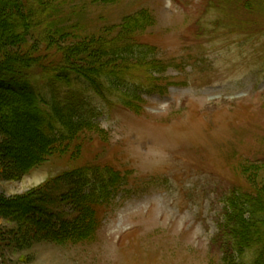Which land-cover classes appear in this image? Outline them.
Masks as SVG:
<instances>
[{
	"label": "rangeland",
	"instance_id": "rangeland-1",
	"mask_svg": "<svg viewBox=\"0 0 264 264\" xmlns=\"http://www.w3.org/2000/svg\"><path fill=\"white\" fill-rule=\"evenodd\" d=\"M50 3L91 80L55 90L39 66L62 54L29 36L0 65L33 58L19 74L92 124L25 164L36 118L0 97V264H226L227 201L264 186V0Z\"/></svg>",
	"mask_w": 264,
	"mask_h": 264
},
{
	"label": "trees",
	"instance_id": "trees-1",
	"mask_svg": "<svg viewBox=\"0 0 264 264\" xmlns=\"http://www.w3.org/2000/svg\"><path fill=\"white\" fill-rule=\"evenodd\" d=\"M44 1L47 2V5ZM49 1L54 0H0V44L1 40L16 43L20 35L45 41L46 46L55 49V52L59 51L62 57L57 62L50 59L39 67L43 69L44 75H47L45 78L48 77L56 84L54 89L61 86H68L67 88L70 89V75L77 74L89 81L91 80L89 75H86L88 71L81 68V62L85 60H87V64L95 62L93 58L86 59L83 56L88 52L93 53V50L84 42L76 43L68 48L61 46L60 39L69 34L66 31V26L49 24L47 27H43L41 25L42 21L48 20L44 19V16L49 11H53L51 8L52 3ZM8 21H11V24L8 25ZM34 49L32 48V50ZM55 52L51 55L53 56ZM8 54L9 56L5 55L11 57V59L19 55L16 51ZM26 58L31 57L28 56L19 61H15L14 58V63L0 65V68H8L14 74V77H11L0 71V97L4 96L3 93L12 95L11 98H14L13 102L10 101L13 103L12 106L20 109L24 115L23 117H25L23 119V130L31 124V120L28 119L29 113L34 115L36 119L33 120L35 126L33 130L37 131L41 137L36 148L37 153L28 156V159L24 161L25 164L31 160L36 161V157L44 154L42 151L47 150L49 152L53 144L69 141L81 128V124L84 126H91L90 124H92L91 119L86 117L84 119L78 116L77 121L73 119L75 115L73 113L75 110L72 107L74 103L71 102L73 100L68 101L67 98L68 103L64 101L65 104H62L56 100L58 99L56 92L50 93L49 99L45 97L46 94L43 92L41 94L36 92L38 90L34 89V84L19 74L22 63H28ZM30 62L35 67L37 61ZM12 65H17L18 71ZM41 102L48 105V109L43 110L44 116L40 114L42 110H39L35 104L38 105ZM52 127H55L56 134L53 133ZM34 131L32 134H34ZM118 177L116 173L110 172L111 186L117 184L115 179ZM256 191L257 193L254 192L251 196L250 194L248 196L243 194L244 197L242 195L241 198L239 196L236 198L234 195L227 201L223 223L219 229V237L223 239L222 246L225 248L226 264H264V186ZM23 206L24 204H21L17 208ZM235 254L237 258L233 259Z\"/></svg>",
	"mask_w": 264,
	"mask_h": 264
}]
</instances>
